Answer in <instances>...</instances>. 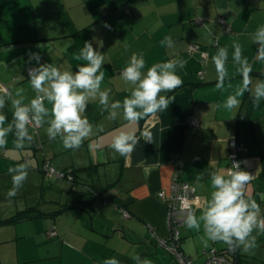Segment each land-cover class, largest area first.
<instances>
[{"label": "crops", "instance_id": "obj_1", "mask_svg": "<svg viewBox=\"0 0 264 264\" xmlns=\"http://www.w3.org/2000/svg\"><path fill=\"white\" fill-rule=\"evenodd\" d=\"M261 24L264 0H0V90L14 93L23 88L26 101L35 95L28 79L29 69L37 66L35 60L29 61L31 52L40 54V63L75 70L85 63L79 59L83 44L91 41L105 57L101 90L109 91L112 101H123L129 95L120 73L133 53L143 54L146 68L171 58L187 60L185 68L178 70L183 84L169 93L175 99L162 113L135 122L125 121L122 114L109 120L107 112H101L98 100H93L84 115L93 124L94 134L76 150L64 149L59 138L49 140L44 131L46 124L35 128L34 142L42 151H38L36 163L31 159L28 162L29 174L41 178L38 183L48 191H57L58 196L42 201L37 194L28 205H17L15 209L4 204L0 206V218L32 206L46 212L65 203L82 208L76 205L56 217L0 224V264H103L110 257H116L120 264H135L132 256L136 254L150 264H180L157 242V237H167L169 233L167 202L158 197V192H169L179 163L182 178L197 190L193 209L203 207L212 191L207 173L227 172L232 167L231 140L244 144L238 158L241 168L252 176L246 193L264 209L258 195L264 193L258 145L259 140H264V101L254 105L246 91L238 96V109L217 107L243 86V77L231 61L234 41L242 45L243 56L252 64L250 86L264 80V63L254 62L256 46L250 40ZM169 35L175 41L172 48L161 44ZM125 44L129 46L127 51ZM192 44L196 45L193 51ZM225 46L229 48V78L223 87H217L211 57ZM3 113L7 124L12 119L10 103ZM192 118L198 119L199 125L191 124ZM144 130L153 133V142L141 139L126 158L110 149L118 132L132 131L139 137ZM7 149L18 150L12 134L0 147V175L8 174V169L17 165V159L5 152ZM24 154L19 158L23 162ZM45 160L59 172L97 165L92 172L80 173L82 183L78 186L88 192H102L103 196L75 197L68 181L57 178L54 182L45 176L41 170ZM27 183L12 199L26 198V187L40 186ZM8 198L0 193V202ZM125 211L128 217L124 216ZM180 232L182 250L195 264L203 263L202 254L208 248L226 247L218 241H209L205 247L202 230H188L184 224ZM253 235L256 242H263L255 253L259 258L254 261L263 264L264 234Z\"/></svg>", "mask_w": 264, "mask_h": 264}, {"label": "clouds", "instance_id": "obj_2", "mask_svg": "<svg viewBox=\"0 0 264 264\" xmlns=\"http://www.w3.org/2000/svg\"><path fill=\"white\" fill-rule=\"evenodd\" d=\"M105 27L111 26L106 24ZM250 40L256 46L254 62L264 63V24L259 25L251 34ZM98 44L99 41H97ZM162 45L172 48L175 41L167 36ZM129 46L124 45L127 51ZM231 61L243 77V86L236 95L229 96L218 108L232 111L239 107L238 96L248 92L254 105L264 101V80L251 85L252 64L242 54V45L233 42ZM205 57L206 53L202 54ZM79 59L84 61L75 70H62L52 63H40L37 52L29 53V61L35 60V67L29 69V81L35 95L26 101L24 89L13 92H0V147L7 143L12 134L15 147L23 149L34 141L35 128L47 125L44 131L49 140L59 138L64 149L76 150L94 134V126L84 115L88 104L98 100L101 112H107L109 120L121 116L125 121L135 122L169 108L175 99L169 95L180 88L183 80L178 70L185 68L187 60L171 58L155 63L146 68L143 54L133 53L120 73L129 95L123 101L110 100L109 91L101 90L104 72L101 68L106 63L105 57L94 48L91 41H86ZM217 73V87H223L229 72V48L219 47L211 57ZM168 94V95H166ZM10 103L12 119L6 124L7 117L3 109ZM50 105L51 107H48ZM153 142V133L144 130L139 137L132 131H120L114 136L109 147L121 157L132 153L139 141ZM30 164L25 161L8 169L12 186L7 192L9 198L15 197L28 179ZM212 191L203 207L192 209L181 198L182 211L186 210L184 226L188 230L203 232L202 242L207 247L209 241L222 242L229 250L239 249L249 253L256 247L254 232L264 234V209L252 196L246 193V186L252 176L233 162L229 171L212 170L207 173ZM199 179V177H198ZM264 202V193L258 194ZM197 211L199 215H197ZM135 264H150L139 254L133 255ZM103 264H120L116 257H110Z\"/></svg>", "mask_w": 264, "mask_h": 264}, {"label": "built area", "instance_id": "obj_3", "mask_svg": "<svg viewBox=\"0 0 264 264\" xmlns=\"http://www.w3.org/2000/svg\"><path fill=\"white\" fill-rule=\"evenodd\" d=\"M198 22H202V19H199ZM190 47L191 51L196 49V45L192 44ZM191 124L199 125V120L192 118ZM242 149V143L237 140H231V158L233 159V162H239L240 166L242 164L238 157L241 154ZM30 159L31 158L28 156L25 158V161L29 162ZM44 168L48 174L57 175L61 178L64 177L62 171H56L55 168L48 163L45 164ZM181 175L182 166L179 163H176L169 192L164 190L158 192V197L167 202L166 224L169 233L167 237H157V242L169 253L174 255L179 260L180 264H195L194 259L182 250V235L180 228L184 224V216L186 215V210L182 211L181 198H183L184 204L193 209V201L197 197V190L194 186L184 180ZM69 179H72V177L69 176ZM128 215V212L125 211L124 216L128 217ZM235 250L236 249L229 250L228 247L222 251H219L216 248H211L205 252L207 253V259L203 264H235L233 257L229 254H235Z\"/></svg>", "mask_w": 264, "mask_h": 264}, {"label": "rangeland", "instance_id": "obj_4", "mask_svg": "<svg viewBox=\"0 0 264 264\" xmlns=\"http://www.w3.org/2000/svg\"><path fill=\"white\" fill-rule=\"evenodd\" d=\"M0 92H2V90H0ZM41 149L42 148H40L39 150H37L36 152H34V148L32 147V145L31 144H28L23 149H18V150H14V149L8 150L7 149V150H5V152L7 151V155H10L11 158H16L17 159V164L23 162V160L21 161L19 158L21 157V155L24 152L26 154V156H24V158H26V157L29 156L31 158V160H33V162L36 163V161L39 160V157H40L38 151H42ZM3 150L4 149H1V152H3ZM45 164H46V162H43V164H42V167L43 168L45 167ZM41 170H42V168H41ZM42 171L45 173V176L47 175V177H51L54 182L57 181L56 180L57 178L58 179H64V178L58 177L57 175L48 174L44 170H42ZM33 172H36V171L33 170ZM40 177H42L41 174H40ZM38 181H41V178L40 179L39 178L37 179V177H35L34 175L32 176L30 174L28 175V179L26 180V182H28L27 184H32V186L34 185L33 183H35L36 185H40L38 183ZM58 183L60 184V182H58ZM0 184H1L0 193H2L3 195H7L8 190L12 186V183H11V175L9 173L8 174H4L3 173L2 175H0ZM47 184H49V183H47ZM42 186L43 185L41 183V185L39 186L38 189H36V187H31V186L30 187H26L24 189V195H26V198L20 199V198L17 197L16 199H14V198L13 199L12 198H8L7 200H4V199L2 200L1 199L0 206H3L4 204H6V205H10V209H15L14 206L17 207V205H19V206L28 205L26 203H29V202L33 201V198H35V196H37V194H38V196H39L40 199L43 198L42 201H49V199L51 198V196H54V197H57L58 196L57 191H55V190L54 191L53 190H49L48 191V189H46L45 187H42ZM39 200L37 199L36 200V203H38ZM30 204H32V203H30ZM44 204H46V203L44 202ZM1 210H2V208H1ZM262 243L263 242H256V247L252 251H250L248 253V255H249L250 258L247 257L248 260H249V262L247 264H262L261 262L254 261V258H259L255 253L259 250V248L262 245ZM211 248H216V247H210L207 250H205V252L208 251V250H210ZM217 250H219V249H217ZM202 257L204 258V261H203V263H204L206 261V259H207V253L202 254ZM38 263L39 262H37V264ZM49 263L54 264L56 262H50L49 261ZM203 263H201V264H203Z\"/></svg>", "mask_w": 264, "mask_h": 264}, {"label": "trees", "instance_id": "obj_5", "mask_svg": "<svg viewBox=\"0 0 264 264\" xmlns=\"http://www.w3.org/2000/svg\"><path fill=\"white\" fill-rule=\"evenodd\" d=\"M201 78L204 79L203 77V73L204 71H201ZM249 118V117H248ZM32 147L34 148V152H36L38 149V146L35 144V142L33 141L31 143ZM258 145H259V152H260V156H261V161H262V171H261V178L264 180V140H259L258 141ZM231 146V145H230ZM231 150V148H230ZM244 151V144H243V149H242V152L241 154L243 153ZM44 162L48 163L50 165V162L45 160ZM97 169V165H93V166H88V167H83V168H70V169H66L64 171H62L64 173V179L63 180H66L68 181V183L70 184V192H73L77 195H75V197H77L78 195H83V194H90V195H95L93 199H96L97 196H103L102 195V192H98L96 190L92 191L89 189L90 192L84 189H80L79 188V184L82 183L81 180H80V173L81 172H92L93 170H96ZM42 170L45 171V169L42 167ZM69 176L72 177V179H69ZM110 186V184H109ZM107 186V187H109ZM107 187H104L103 190H106ZM77 206L81 207L80 205L76 204ZM76 205H70V204H61V207L55 211H52V212H46V211H43L41 210L40 208L36 207V206H32V207H29L25 210H21L19 211L18 213L6 218V219H1L0 218V224H4V223H16V222H20V221H23V220H28V219H33V218H37V217H47V216H51V217H56L58 215H60L64 210L66 209H69L70 207H73V206H76ZM91 207H93V202H91L89 204ZM87 206V205H85ZM84 206V208H86ZM54 234V230L53 232H51ZM227 248V246L222 249V250H225ZM222 250H219V251H222ZM230 256L233 257V261L235 264H247L249 262L248 258L246 255L242 254L240 252L239 249H236L235 250V254H231L229 253ZM264 264V263H263Z\"/></svg>", "mask_w": 264, "mask_h": 264}]
</instances>
